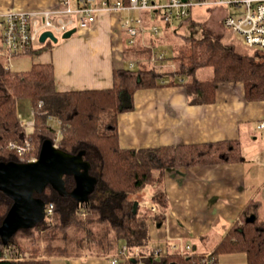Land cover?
Listing matches in <instances>:
<instances>
[{
	"label": "trees",
	"instance_id": "obj_1",
	"mask_svg": "<svg viewBox=\"0 0 264 264\" xmlns=\"http://www.w3.org/2000/svg\"><path fill=\"white\" fill-rule=\"evenodd\" d=\"M202 31L199 38L177 34L185 45L171 54L174 69L166 78L147 60H138L134 67L114 69L113 84L104 89L58 91L51 63L33 62L28 69L14 73L5 68V56H0V162L19 161L6 143L23 141L17 101L25 98L38 112L31 133L35 146L31 155L38 156L44 140L53 142L54 131L46 122L48 116L56 117L63 128L58 147L68 153H82L89 163V174L95 178L93 191L82 202L69 195L75 186L72 175L63 177L65 195L49 184L41 193H34L45 206L53 204L52 212L31 227L18 229L7 242L0 237V264H50L54 256H110L123 245L129 250L139 246L144 251L150 240L149 220L160 221L167 210L163 184L167 169L242 160L239 139L141 148L119 144L116 115L133 108L137 89L181 84L191 102L202 103L215 99L220 83L240 82L247 101H264V50L252 48L247 53L238 50L233 40L223 38L222 31L205 27ZM49 42L30 45L13 56L39 53L53 45ZM138 52L149 56L146 48ZM202 67L212 69L210 77L196 75ZM145 187L151 188L149 202L156 206L155 214L130 197ZM257 202L246 206L253 208L254 217L247 219L243 213L213 248L214 254L243 252L246 264H264V219ZM11 203L12 199L0 191V224ZM201 259L194 254L186 260L175 253L154 264H204Z\"/></svg>",
	"mask_w": 264,
	"mask_h": 264
},
{
	"label": "crops",
	"instance_id": "obj_2",
	"mask_svg": "<svg viewBox=\"0 0 264 264\" xmlns=\"http://www.w3.org/2000/svg\"><path fill=\"white\" fill-rule=\"evenodd\" d=\"M58 1L0 0V10L56 9L60 6ZM193 8L198 14L197 18L192 17ZM240 10L227 3L199 4L190 7L189 16L183 21H163L158 9L126 8L98 12L95 14L96 19L86 28L76 29L68 38L57 34V42L49 39L44 41L53 43L45 50L32 55L11 56L10 62L29 56L32 59L30 66L33 62L51 63L58 91L110 88L113 84V70L129 67L130 62H133L134 67L138 60H147L166 78L168 71L174 69L171 54L175 49L170 38L163 35L164 31L176 34L182 31L184 35L199 38L205 27L222 31L226 35L230 31L224 30L220 24L223 17ZM128 18L142 20V32L135 38L133 46L126 43L128 37L122 25ZM154 25L159 28L156 34L151 30ZM44 42L38 40L34 45ZM165 47H170V54L166 53ZM143 48L149 50V56L139 54L138 50ZM159 52H164L165 60L157 59ZM0 56H5V66L9 55L3 50L1 42ZM10 71L20 73L24 70ZM215 94L211 102L194 103L190 101L186 87L181 84H158L137 89L133 95V108L116 115L118 140L121 147L141 148L239 139L241 161L181 166L165 171L163 184L168 206L160 221L149 223L148 245L153 248L188 243L191 245V255H207L216 264H246L243 252L216 255L213 248L243 213H246L247 219L254 217L253 208L246 209L248 203L258 201V206L261 204L256 198L257 193L250 191L253 179L248 175H252L255 181L263 180L261 190L264 177L256 160L251 162L256 167L249 168L248 164L252 158L259 157L261 160L264 157V151L257 144L259 131L264 130L258 129L255 123L264 119V101H247L240 82L220 83ZM252 124H255V130ZM245 134L249 135L253 150L243 146L242 138ZM245 150L252 153L249 156L251 160ZM50 264L110 263L108 256L86 255L54 256L50 257Z\"/></svg>",
	"mask_w": 264,
	"mask_h": 264
},
{
	"label": "built area",
	"instance_id": "obj_3",
	"mask_svg": "<svg viewBox=\"0 0 264 264\" xmlns=\"http://www.w3.org/2000/svg\"><path fill=\"white\" fill-rule=\"evenodd\" d=\"M58 2L60 6L56 9L19 10L9 8L0 10V42L5 53L9 55L5 68L11 70V56L37 43L40 34L44 31L49 30L57 35L72 28H86L96 19L95 14L98 12H112L126 8L158 9L162 14V20L170 21L188 17V10L194 5L227 3L235 8L239 7L241 10L236 13H227L222 20L223 26L233 34L241 45L264 50V0H165L164 2L154 0H59ZM122 25L129 43H133L143 29L141 18L125 19ZM158 29V26L155 25L151 27L154 34L158 32ZM157 59L165 60L164 52L157 53ZM130 67H133V62L129 63ZM39 106L41 103H38ZM31 112L34 114V109ZM52 118L48 123L46 122V125L57 133L60 131L61 122ZM18 119L19 126L24 131L23 141L10 140L6 143L7 148L16 153L20 162L34 160L36 159L34 156L23 158L34 149L32 131L30 130L33 127V121L20 119L19 115ZM56 123L57 126H55ZM257 128L264 130V119L257 123ZM56 142L57 138L52 143L58 146ZM148 207L157 212L154 204H149ZM52 209L53 204L48 203L45 206V216L51 214ZM190 249V244L182 242L162 247L147 246L144 251L139 246H134L129 250L126 245H123L117 254L108 256V261L110 264H145V259H150L148 264H154V261L175 253L187 260L191 257ZM201 261L204 264H216L207 255H204Z\"/></svg>",
	"mask_w": 264,
	"mask_h": 264
},
{
	"label": "water",
	"instance_id": "obj_4",
	"mask_svg": "<svg viewBox=\"0 0 264 264\" xmlns=\"http://www.w3.org/2000/svg\"><path fill=\"white\" fill-rule=\"evenodd\" d=\"M75 30L69 29L61 37L68 38ZM47 39L58 41L49 30L39 36L40 42ZM65 175H72L75 181L69 195L79 202L85 201L93 191L95 178L89 174V163L80 152L77 155L68 153L55 146L51 140H44L36 159L0 162V191L12 199L0 224V237L3 242H7L18 229L31 227L44 219L45 203L35 197L34 193H41L49 184L59 194H67L63 180ZM136 205L137 201L133 203V210Z\"/></svg>",
	"mask_w": 264,
	"mask_h": 264
},
{
	"label": "rangeland",
	"instance_id": "obj_5",
	"mask_svg": "<svg viewBox=\"0 0 264 264\" xmlns=\"http://www.w3.org/2000/svg\"><path fill=\"white\" fill-rule=\"evenodd\" d=\"M194 8L192 11V17L193 18H197L198 17V14L196 12H194ZM206 10L204 11V14H206ZM178 33H181L182 34V31H179ZM163 35H165L166 37H169L170 40L174 43V46H173V43H172V46L173 48L175 49V51H180L181 49L184 48V41L182 40V38L180 37V35H177L176 33H173V32H168V31H164L163 32ZM60 36V35H59ZM225 39H230V40H233L234 41V44L236 46V48L238 50H241V51H244V52H247V53H250L253 51L252 48H249L247 46H243L241 45L238 41H236L235 37L233 36V34L231 32H227L226 35H224ZM61 40V39H59ZM166 48V49H165ZM164 49L166 50V53L170 54L171 53V49L170 47H165ZM33 58V57H32ZM13 62H10L11 63V69H16V70H25L27 69L29 66H30V63L32 62V59L28 56H24V57H19L17 58V60H12ZM168 63V62H167ZM212 74V69L210 67H202V68H199L196 72V75L199 77V78H206V77H209L211 76ZM41 103V101L39 102ZM36 109H34V114H32V110H31V106H30V101L28 99H25V98H20L18 99L17 101V111L19 113V117L20 119H30L33 121V127L35 125V119H36V114L38 113L37 111H35ZM48 120H47V123L48 121H50V116L47 117ZM55 118L56 120L60 121L58 118L56 117H53ZM52 118V119H53ZM61 122V121H60ZM255 123H258L255 122ZM57 126V125H56ZM33 127L30 128L31 131H33ZM60 131L56 133V131L54 129H52L54 131V139L57 138V145H59V142L61 140V136H62V132H63V128H62V124H60ZM251 127L255 130V124H252ZM51 129V128H50ZM264 131H259V135H258V140H257V144L259 146L260 149H262V151H264V134H263ZM248 134V133H247ZM245 134L242 138V143H243V146L245 147V149H247L248 147H252L251 145V142H250V137L249 135ZM57 136V137H56ZM249 140V141H248ZM33 147L34 144H33ZM254 147L257 148V145L254 144ZM255 148V149H256ZM252 149V148H251ZM34 149H32L33 151ZM249 151H251L250 149H248ZM253 150V149H252ZM246 151V150H245ZM257 151V149H256ZM247 152V151H246ZM29 153V152H28ZM249 153V154H247ZM246 154L249 156H251V152H247ZM264 155V154H263ZM32 157L31 153L27 154V155H24L23 158L26 159V157ZM250 158V157H249ZM264 158V157H263ZM263 158H261V160H259V157H256V158H252V161H250V163L248 164V167H256V165H253V163L251 162H254L255 160L257 162H255L257 165H260V173L263 174V177H264V164L262 161ZM251 160V158L249 159ZM254 160V161H253ZM27 161V160H24V162ZM248 177L252 178L253 179V183H252V190L250 191H254L255 193H257V196L256 198H258L260 201H261V204L258 206V213L260 215V217H262L264 219V191L261 190V186H262V181L259 182V180L257 179V181L254 180V178L252 177V175H248ZM247 182H249V180H247ZM264 188V186H263ZM263 193H262V192ZM151 193V188L150 187H145L144 189H140L139 191H136L135 194H131L130 197L131 198H136L139 200V202L141 203V207L144 206L146 207L147 210L150 211V213H153L155 214V211H152L151 209H149L148 207V203H149V194ZM255 198V199H256ZM151 203V202H150ZM149 203V204H150ZM153 204V203H152ZM142 207V208H144ZM152 221V219L149 220V223ZM28 254H25L24 258H28L27 256ZM203 257V256H202Z\"/></svg>",
	"mask_w": 264,
	"mask_h": 264
}]
</instances>
